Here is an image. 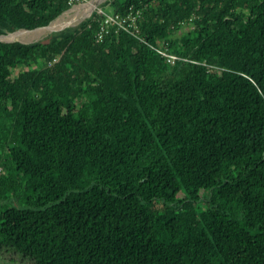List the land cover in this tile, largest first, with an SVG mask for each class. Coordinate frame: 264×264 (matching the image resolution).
Listing matches in <instances>:
<instances>
[{
  "label": "trees",
  "instance_id": "obj_1",
  "mask_svg": "<svg viewBox=\"0 0 264 264\" xmlns=\"http://www.w3.org/2000/svg\"><path fill=\"white\" fill-rule=\"evenodd\" d=\"M80 1L0 0V35ZM105 4L138 30L98 40L93 11L0 41V244L34 264H264V0Z\"/></svg>",
  "mask_w": 264,
  "mask_h": 264
},
{
  "label": "rangeland",
  "instance_id": "obj_2",
  "mask_svg": "<svg viewBox=\"0 0 264 264\" xmlns=\"http://www.w3.org/2000/svg\"><path fill=\"white\" fill-rule=\"evenodd\" d=\"M108 0H95L93 6H89L90 1H80L73 4L70 10L63 16L59 17L49 27L38 28L33 31L14 32L0 36L4 41H21L29 43L46 38L49 34L59 31L66 27H73L89 17L93 11L112 12V6L105 4ZM0 264H34L32 260L23 257L10 247L0 244Z\"/></svg>",
  "mask_w": 264,
  "mask_h": 264
},
{
  "label": "built area",
  "instance_id": "obj_3",
  "mask_svg": "<svg viewBox=\"0 0 264 264\" xmlns=\"http://www.w3.org/2000/svg\"><path fill=\"white\" fill-rule=\"evenodd\" d=\"M74 0H70V2H73ZM76 4V3H75ZM99 14H102L103 16L98 19V33H97V39L101 40L106 34L113 31H118L120 29H123L129 33H135L137 28V17L138 15L128 12L126 14H120L115 12H104L101 10L98 12ZM164 55H168L172 61L176 59V56L170 53H166L165 51H160ZM0 171L1 168H0Z\"/></svg>",
  "mask_w": 264,
  "mask_h": 264
},
{
  "label": "bare ground",
  "instance_id": "obj_4",
  "mask_svg": "<svg viewBox=\"0 0 264 264\" xmlns=\"http://www.w3.org/2000/svg\"><path fill=\"white\" fill-rule=\"evenodd\" d=\"M95 0H92V2H89V6H93L94 4H95V2H94ZM70 10V9H69ZM69 10H67V11H65L64 13H62L60 16H58L56 19H54L48 26H46V27H49L53 22H55L59 17H61V16H63V15H65ZM40 28H44V27H40ZM38 29V28H37ZM35 30V29H34ZM24 31H26V30H21V31H19V32H24ZM31 31H33V30H31Z\"/></svg>",
  "mask_w": 264,
  "mask_h": 264
},
{
  "label": "water",
  "instance_id": "obj_5",
  "mask_svg": "<svg viewBox=\"0 0 264 264\" xmlns=\"http://www.w3.org/2000/svg\"><path fill=\"white\" fill-rule=\"evenodd\" d=\"M88 1H90V0H88ZM69 9H70V8H69ZM69 9H68V10H69ZM66 11H67V10H66ZM64 12H65V11H64ZM64 12H63V13H64ZM60 15H61V14H60ZM60 15H59V16H60ZM55 19H56V18H55ZM52 21H53V20H52ZM52 21H50L49 24H50ZM49 24H48V25H49ZM48 25H46V26H48ZM46 26H43V27H46ZM37 28H40V27H37ZM37 28H35V29H37ZM20 30H26V29H19V30H17V31H20ZM33 30H34V29H33ZM17 31H15V32H17ZM26 31H31V30H26ZM12 33H14V32H12ZM7 34H9V33H7ZM4 35H5V34H4ZM0 36H2V35H0ZM0 41H4V40L0 39ZM4 42H10V41H4ZM20 42H21V41H20Z\"/></svg>",
  "mask_w": 264,
  "mask_h": 264
}]
</instances>
